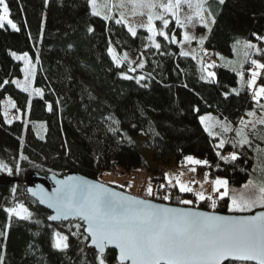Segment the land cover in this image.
<instances>
[{
  "label": "trees",
  "instance_id": "trees-1",
  "mask_svg": "<svg viewBox=\"0 0 264 264\" xmlns=\"http://www.w3.org/2000/svg\"><path fill=\"white\" fill-rule=\"evenodd\" d=\"M6 3L9 18L19 30L7 25L0 28V108L1 99L8 95L23 114L28 106L29 121L26 125L21 120L7 123L0 112V159L16 161L21 182L31 171L62 176L73 170L97 178L110 168L149 170L152 162L160 169L152 170L147 180L153 189L149 198L185 205L183 197H195L181 192L175 181L166 182L162 167L194 155L210 163V177H224L232 185L248 179L264 184V153L258 151L264 149V139L246 130L251 143L233 147L238 141L233 130V135L231 131L225 134L228 139L219 152L218 136L209 135L199 120L202 114L213 113L236 129L249 109L256 115L264 114V99L261 104L254 101L249 87L238 84L236 70L225 65L215 64L214 77L206 79L202 66L190 56H181L177 43L172 42V36L180 38L179 26L171 22L167 38L156 37L160 44L156 49L145 29L138 28L132 37L123 22L93 15L88 0ZM205 7L215 19L203 43L207 49L232 57L236 41L250 42L261 50L264 63V39H258L264 37V0H225L223 4L207 0ZM109 48L118 56L142 54L144 67L128 74L127 62L117 66ZM12 53H28L36 60L33 85L42 95L30 102L28 93L11 83L21 76V62ZM125 75L133 78L125 79ZM6 80L9 82L4 84ZM257 83L264 85V73ZM37 120L45 122L43 138L35 133L32 122ZM109 127L116 131H109ZM256 131L264 135V126L258 125ZM139 135L142 138L137 145ZM140 148L150 155L145 156ZM232 153L237 159L221 158ZM10 185L0 187V202L10 196ZM165 195L169 199H163ZM27 197L33 207L29 220L10 219L0 205L3 264H97V253L86 248L79 222L52 223L49 212ZM227 205L225 196L217 200L215 209L209 200L186 206L226 213ZM71 223L79 225L76 235L65 227ZM55 232L68 237L67 249L52 246ZM104 258L106 264H118L112 249L105 251Z\"/></svg>",
  "mask_w": 264,
  "mask_h": 264
},
{
  "label": "snow or ice",
  "instance_id": "snow-or-ice-1",
  "mask_svg": "<svg viewBox=\"0 0 264 264\" xmlns=\"http://www.w3.org/2000/svg\"><path fill=\"white\" fill-rule=\"evenodd\" d=\"M88 2L92 7V14L101 16V11L96 7L97 0H88ZM132 2L136 3L138 0H132ZM139 2L149 9L148 23L146 26L142 25L141 27H146V30L152 33L153 36L159 34L167 38L163 31L157 32L152 23L153 20L162 21L164 27L167 28L170 21L165 18V14H168L175 18V23L178 26L186 27V24L180 19L179 12L182 5L186 4L191 8L193 0H147L146 3L139 0ZM224 2L225 0H219L220 4ZM206 4L207 0H195V16L203 27L208 28V22L204 19V12L208 11L205 8ZM105 6L108 7L109 5L106 3ZM118 6L121 8L124 6L123 0ZM157 8L161 11H153ZM208 14L211 15L210 12ZM123 15L124 13L121 12V19L116 20L117 24L122 22ZM9 17L10 10L6 0H0V28L4 27V22L7 21V24L13 30L18 31L17 25ZM102 18L108 20L111 17L104 15ZM186 20L188 23H192L193 17L187 16ZM211 22L215 23V19L213 18ZM126 26L131 36L136 37L137 28L131 25ZM149 39H152V37H149ZM194 39L196 37L187 32L184 33L185 41L191 42ZM204 39H199L201 45H203ZM258 39H264V37H258ZM172 42H176L175 36L172 37ZM152 43L156 49L160 48V44L155 40H152ZM246 47L255 49L257 52L261 51L257 49L255 44L246 42ZM108 51L117 66H120L121 61L114 54L113 49L109 48ZM180 55L188 56L189 53L181 51ZM246 55L248 54L246 53ZM12 56L18 60H24L27 81V78L33 75L30 67L31 61L27 53L23 56L12 53ZM124 58L127 59V54ZM201 64H203L202 61ZM251 64L255 69H264V63H260L255 59L251 60ZM212 66L214 65H209V67ZM138 67L143 68L144 63L141 61ZM131 70L134 71V69ZM214 75L215 73H208L209 77ZM240 75L243 78V74L240 73ZM259 75V71H252L251 78L246 82L249 88L256 85ZM124 78L132 79L133 77L125 75ZM140 79H143V77ZM8 82L6 80L4 84ZM11 83L22 91H28V88L21 85L18 80H13ZM233 91L239 94L236 89H233ZM36 92L38 95H42L39 89ZM261 97H264V85L254 89L253 92V99L257 102ZM12 107H15V105L13 104ZM261 108H264V105H261ZM6 115L7 113H5ZM247 115L255 116L256 113L250 111ZM109 119L111 118L109 117ZM206 119L211 118L201 117V123L203 124ZM113 123L118 124L119 122L113 120ZM215 124H219L222 132L235 131L239 139L233 142V147L237 143L241 146L251 143L248 133L245 131L249 125H251L254 135L264 139V135L256 131L258 125L264 126V114L253 121L241 119V127L238 129H232L228 124L219 121H216ZM210 129L211 126L206 124L205 131H208L209 135H213L214 133ZM109 131L115 132L116 129L109 127ZM224 144L225 140L221 139L217 147L223 148ZM258 151L264 153V149H258ZM217 154L219 155V153ZM221 158L235 160L237 156L232 153L230 157ZM186 160L197 165L207 164V161L194 160L191 156L186 157ZM3 167L5 166L0 164V168ZM192 170L195 171V169ZM205 176L207 177V174ZM176 183L179 184L181 192L192 191L191 187L180 183L179 180ZM227 183L226 180L220 178L214 181L213 191L219 192L220 199L229 196ZM249 183H252V181H249ZM57 184L59 187L52 195H47L43 189H40V202L47 203L49 207L55 210L56 215L50 216V220L67 218L72 215L79 216L86 222V231L91 237V244L98 250L97 264H106L104 252L108 245H114L119 250V264H128V262L130 264H249V262L264 264V211L249 216L215 215L152 204L147 200L110 191L102 184H93L87 181L80 182L75 177L57 181ZM220 188H223L224 191L220 192ZM14 191L15 189H13ZM28 191L33 192L32 189ZM147 193L149 196L153 194L150 184ZM33 195H35L34 192ZM195 195L199 200L206 198L203 192H197ZM163 199L167 200L169 196L165 195ZM207 199H211V197L209 196ZM230 201L228 206L230 212L245 213L251 212L256 207L264 208V184L259 187L258 195L254 198H245L243 194H232ZM182 203L191 204L192 201L184 200ZM211 207L215 209V201H212ZM5 211L9 214V217L15 216L19 220H29L32 217V213L22 203L7 208ZM76 227L79 228V225H76ZM54 236L55 240L52 245L54 248L63 251L69 247L67 236L62 235L60 232H55ZM0 264H3L2 256H0Z\"/></svg>",
  "mask_w": 264,
  "mask_h": 264
},
{
  "label": "rangeland",
  "instance_id": "rangeland-1",
  "mask_svg": "<svg viewBox=\"0 0 264 264\" xmlns=\"http://www.w3.org/2000/svg\"><path fill=\"white\" fill-rule=\"evenodd\" d=\"M120 2H121V0H97L96 7L99 11H101V17H103L104 15H108V16L117 20V19H121L120 13L123 12L124 15H123L122 22L124 23L125 26L131 25L133 27H136L137 29L143 28L146 30V27H141V26L142 25L146 26L148 23L149 9L146 6H142L141 3L139 2V0L136 3H133L132 0H123L124 6L122 8L118 6L120 4ZM143 2L146 3L147 0H143ZM106 3L109 5L108 7L105 6ZM112 5H116V6H112ZM90 8L92 11L91 6H90ZM109 8H110V10H109ZM195 10H196L195 9V0H193L191 8L186 4L181 6L179 16H180L181 21H183L186 24V27H180L179 26L181 29V34H180V38L176 39V43L180 49V52L184 51V52L189 53L188 56H190L192 58L195 57L193 59H195L202 66L203 76L206 79L214 77V76L209 77L208 73L209 72L214 73L213 66L209 67V65H215V64H222V65H225L227 67H230V68L236 70L239 85H242V84L247 85L246 82L251 78L252 71H259L260 74L264 73V69H255V67L251 64L252 59H255V60L259 61L260 63H263L261 56H260V52H257L255 49L247 48L246 43H244V42L241 43V41H236L234 43V45H233V56L232 57H225V56H222L219 54H214L211 50L207 49L204 46V44L201 45L199 43V39L200 38H206V35H207L208 30H209L211 23H212L211 22L212 17H211V15L208 14L209 13L208 11L204 12V19L208 22V28H205L202 26L199 19L195 16ZM153 11L159 12L161 10L157 8V9H154ZM187 16L193 17L192 23L187 22V20H186ZM165 18L169 19V21H170L169 24L171 22H173L175 25H177L175 23L174 17H171L168 14H165ZM152 23H153L154 27L157 29V32L163 31L168 36L166 28L164 27L162 21L154 19ZM4 25H7L8 27L11 28V26L7 24V21L4 22ZM193 25H195V26H193ZM126 28H127V26H126ZM146 32H147V38L149 40V43H150V45L153 46L152 40H155L157 42L156 37L159 34L153 36V34L148 32L147 30H146ZM185 32L196 37V39L192 40L191 42L185 41L184 40V33ZM161 36H163V35H161ZM149 37H152V39H149ZM248 43H250V42H248ZM251 44H254V43H251ZM257 49H258V47H257ZM246 53L248 55H246ZM15 54L17 56H23L25 53H15ZM114 54L121 61V63L123 60L127 62L128 74H131V75L133 74V72L135 70L140 69V67H138V64L141 61L144 62L142 54L132 55V54L127 53V52L123 53L121 56H118L115 52H114ZM125 54H127V59L124 58ZM27 55L31 61L30 67H31V71H32L33 75L29 76L27 78V81H26V76H25V71H24V69L26 68V64H25L23 59H19V61L21 62V76L14 78L13 80L20 81L21 85H24L28 88V91L26 93H28V95H29V102H30L32 97L40 96V95H38L36 92V90L39 88H36L33 85V77H34V72L36 69V60L32 56H30L28 53H27ZM16 60H18V59H16ZM201 61L203 62V64H201ZM131 69H134V71ZM240 73L243 74V78H241ZM259 87H260V85L256 81V85L253 88H249V90L253 94L254 89L259 88ZM40 93H42L41 90H40ZM261 99H264V97H261L259 102H257L256 100H254V101L261 104V103H263V101ZM13 104L15 105V102L8 95L5 96L3 99H1L0 112H1L4 120L7 123H9L8 121L12 122L14 120H21L26 125L29 121L28 120V106H27V109L25 111V114H23V112L21 110L16 109V105H15V107H12ZM248 111L254 112L251 109H249ZM5 113H7L6 116H5ZM201 117H206V118L210 117L211 119H206L205 122L202 124L201 120H200ZM256 118H258V117H256ZM199 120H200V123L204 129H205L206 124L211 126L210 130L214 133L212 136H218V140L216 142L217 146L219 145L221 139H223V140L228 139V136L227 137L225 136L226 133H228V134L231 133V135H233L232 133L234 131H231V132L229 131L230 133L229 132H226V133L222 132L219 124H215V122L219 121L221 123H226V121L223 120L222 118H220L219 116L213 114V113L202 114L199 117ZM243 120L253 121V120H255V118L251 119V118L246 117V118H243ZM32 124L34 126V130H35L36 135L39 138H43L44 134H45V122L42 120H37V121H33ZM240 127H241V124H239V126H237L236 129H238ZM246 130H252L251 125H249V127L246 128L245 131ZM234 137L236 139H239V137L236 136V133L234 134ZM140 138H142L141 135H139L135 139L137 145L140 142ZM140 149L145 156L148 157L150 155V152L147 149H144V148H140ZM220 150H221V148L218 147L219 152H220ZM189 156L193 157L194 160L205 161L203 159H199L198 157H196L194 155L185 156L182 161L178 162L179 168L176 171H173L174 174H171L170 171H168L166 173V175H165V178L167 177L166 182H171V181L175 180V183H176V181L179 180L180 183H183L186 186H189L192 188V191L190 193H192L195 198L183 197L181 200V203L184 200H191L192 201L191 204H185V205H193V204H197L201 201L195 195V193H197V192H203L204 196L206 197L203 200L212 201V198L214 196L219 198V192L213 191L214 181L217 178H220L223 180H226V179L224 177H221V176L210 177L208 174V172H209L208 168H207L208 165L207 164H198V165L193 164V163L186 160V157H189ZM0 164L5 166L3 168H0L1 172H3L4 174L13 172L19 178V173H18L17 168H16V161L14 159H12L11 157H7L6 159H0ZM198 166L202 167V169L198 170L197 169ZM203 167H205V168H203ZM152 168H154V167H152ZM152 168H149L150 171L152 170ZM192 169H195V171H193ZM205 174H207V177L205 176ZM143 177L144 176L137 175L138 179L137 178L135 179V175L131 172L120 171L119 173H114L110 169H107V170L102 171L96 179L99 180L100 182L116 186V187L122 189L123 191H125L129 194L136 195V196H139L142 198H149L150 196L147 193V188H148L149 184L151 185V183H150V181H147L149 178L147 176L144 178V181H141L140 178H143ZM249 181H252V183H249ZM245 185H247V187H245ZM21 186H22L21 181L20 182L17 181L15 183H12L10 185L11 196L3 199L0 202V205L2 203L3 207L5 209H7V208L15 207L18 203H20L19 199L15 196L17 193L20 192ZM177 186L179 187V184H177ZM151 187H152V185H151ZM259 187H260V185L255 183L252 179H248L239 185H232V184L227 183V188L229 190V196H227L228 197V205H227L228 212H230L228 206L231 202L230 196L232 194H243V196L245 198H254L256 195H258ZM16 188H19V189L17 190ZM13 189H15L14 192H13ZM178 189L180 190V188H178ZM223 191H224V189L220 188V192H223ZM209 196L211 197V199H207V197H209ZM25 207H27V206H25ZM257 208H259V207L253 208L252 211L254 209H257ZM29 211L31 212L32 209L31 210L29 209ZM230 213H239V212H230ZM245 213H247V212H245ZM14 218H15V216H11L10 219H14ZM76 225L77 224H75V223H71L65 227L72 234L75 233V235H76L77 229H78L76 227ZM62 235H64V234H62Z\"/></svg>",
  "mask_w": 264,
  "mask_h": 264
},
{
  "label": "water",
  "instance_id": "water-1",
  "mask_svg": "<svg viewBox=\"0 0 264 264\" xmlns=\"http://www.w3.org/2000/svg\"><path fill=\"white\" fill-rule=\"evenodd\" d=\"M69 177H75L80 182L87 181V182H91L93 184H102L105 188H108L110 191L121 193L122 195H125V196H132V197H135L138 199L147 200L152 204L162 205L165 207L181 208V209H185V210L200 211V212H206L209 214L224 215V216H249V215H255L258 212L264 211V208H257L255 210H253L251 212H247V213H230V212L219 213V212L209 211V210H205V209H201V208H197V207H192V206L172 205V204H168V203H164V202H158V201H155L153 199L142 198V197H139L136 195L129 194L120 188L109 185L107 183L100 182L99 180H97L95 178H89V177L82 175L78 172H75L73 170H67L62 176L57 175L53 172H50L48 174H39L35 171H31V172L27 173L26 176L24 177L27 195L29 197H31L33 200H35V202L37 203L38 206L47 210L49 212V217L54 216V215H56L55 210L53 208L49 207L47 203H41L40 202V197H41L40 189H43L44 193H46L47 195H52V194H54L55 190L59 187V185L57 184V181L66 180ZM18 180H19V178L13 172L4 174L3 172L0 171V187L8 186L12 183L17 182ZM29 189H32L33 192L35 193V195H33V192H29L28 191ZM67 220H74V221H78L79 223H81L83 233L87 237V241H86L87 249L94 250L98 254V250L95 248V246H93L91 244V237L86 231L87 224L82 218H80L79 216L70 215L67 218L62 217V218L57 219V220H51V222L58 223L60 221H67ZM107 249L114 250L116 262L119 264V261H118L119 250L114 245L106 246L105 251ZM249 263L255 264V262H249ZM128 264H130V262H128Z\"/></svg>",
  "mask_w": 264,
  "mask_h": 264
},
{
  "label": "built area",
  "instance_id": "built-area-1",
  "mask_svg": "<svg viewBox=\"0 0 264 264\" xmlns=\"http://www.w3.org/2000/svg\"><path fill=\"white\" fill-rule=\"evenodd\" d=\"M172 168H174V165H172ZM111 171L114 173H118V170L115 168H111ZM132 173L135 175V179L137 178V175L139 176H144L143 178H140L141 181H144V178L150 175V172L147 171L144 168H135L132 170ZM138 179V178H137ZM15 197H18L23 203L30 205V203L26 200L25 196H24V189H22ZM216 198H213V201H216Z\"/></svg>",
  "mask_w": 264,
  "mask_h": 264
},
{
  "label": "crops",
  "instance_id": "crops-1",
  "mask_svg": "<svg viewBox=\"0 0 264 264\" xmlns=\"http://www.w3.org/2000/svg\"><path fill=\"white\" fill-rule=\"evenodd\" d=\"M262 115V114H261ZM261 115H255V116H248V115H245L243 118H246V117H248V118H251V119H253V118H255L256 119V117H260ZM242 118V119H243ZM241 121V120H240ZM240 124V123H239ZM159 166L160 165H155L154 163H152L151 162V164H150V168H152V167H154V168H152V170H154V169H156V168H159ZM167 173V172H166ZM166 173L164 174V177H165V175H166ZM171 174H173L172 172H170ZM175 181V180H174ZM176 185H177V183H176ZM178 187V186H177ZM179 188V187H178ZM215 197V196H214Z\"/></svg>",
  "mask_w": 264,
  "mask_h": 264
}]
</instances>
